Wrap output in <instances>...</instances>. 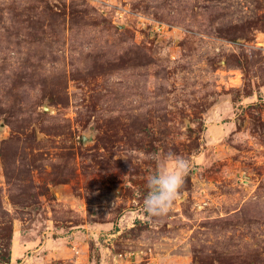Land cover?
<instances>
[{
    "label": "rangeland",
    "instance_id": "1",
    "mask_svg": "<svg viewBox=\"0 0 264 264\" xmlns=\"http://www.w3.org/2000/svg\"><path fill=\"white\" fill-rule=\"evenodd\" d=\"M6 226L0 264H264V0H0Z\"/></svg>",
    "mask_w": 264,
    "mask_h": 264
},
{
    "label": "clouds",
    "instance_id": "2",
    "mask_svg": "<svg viewBox=\"0 0 264 264\" xmlns=\"http://www.w3.org/2000/svg\"><path fill=\"white\" fill-rule=\"evenodd\" d=\"M154 159L157 161V168L147 178L148 191L143 199V207L151 216H164L173 206L191 164L172 154L166 157L156 154Z\"/></svg>",
    "mask_w": 264,
    "mask_h": 264
},
{
    "label": "trees",
    "instance_id": "3",
    "mask_svg": "<svg viewBox=\"0 0 264 264\" xmlns=\"http://www.w3.org/2000/svg\"><path fill=\"white\" fill-rule=\"evenodd\" d=\"M4 238L6 240V249L4 253H0V263H7L11 260V239H12V227L6 226Z\"/></svg>",
    "mask_w": 264,
    "mask_h": 264
}]
</instances>
